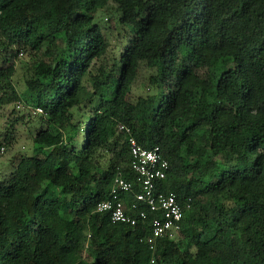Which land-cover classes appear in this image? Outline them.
I'll use <instances>...</instances> for the list:
<instances>
[{
    "label": "trees",
    "instance_id": "16d2710c",
    "mask_svg": "<svg viewBox=\"0 0 264 264\" xmlns=\"http://www.w3.org/2000/svg\"><path fill=\"white\" fill-rule=\"evenodd\" d=\"M98 13L127 30L117 53ZM17 102L42 113L0 178V264H264V0H0L5 151ZM131 136L190 204L153 250L141 221L97 211L115 176L135 180Z\"/></svg>",
    "mask_w": 264,
    "mask_h": 264
},
{
    "label": "built area",
    "instance_id": "2783aa9c",
    "mask_svg": "<svg viewBox=\"0 0 264 264\" xmlns=\"http://www.w3.org/2000/svg\"><path fill=\"white\" fill-rule=\"evenodd\" d=\"M16 110L28 109L31 115L42 113L38 106H25L17 102ZM131 153V169L135 173V180L129 181L118 174L114 177L110 197L97 204V211L108 212L113 222L136 226L140 221L150 229L146 242L151 250L156 241L163 237L172 238L179 231V223L183 217V207L173 192L159 191L157 183L166 177L169 168L168 161L163 157L158 145L145 148L129 137ZM5 148L0 140V155ZM138 189L133 191L134 187ZM127 195H132L131 201L125 205ZM154 258L150 259V263Z\"/></svg>",
    "mask_w": 264,
    "mask_h": 264
},
{
    "label": "rangeland",
    "instance_id": "374dc122",
    "mask_svg": "<svg viewBox=\"0 0 264 264\" xmlns=\"http://www.w3.org/2000/svg\"><path fill=\"white\" fill-rule=\"evenodd\" d=\"M97 20L102 26V30L105 34L108 44L110 47H114V53L116 51L115 46H122L126 44L125 40L129 36L127 35V30L124 29L117 21L116 15H106L98 13ZM117 53V51H116ZM23 53V55H19V58L16 60V72L13 76L14 84L17 87L19 92L25 90L24 85V76H23V59H27L28 54ZM142 79V77H140ZM147 92V88L143 86V82L139 80L138 85L134 88L132 97H135L141 93ZM12 106H6L0 111V136H3L7 130L9 129L10 123L13 122V118L18 116V114L11 112ZM23 112V111H22ZM79 117L82 118L86 116L84 113ZM25 113V119L17 122L13 126V139L8 143L7 150L0 155V178L4 176V174L9 171L12 167H10V161L17 159V157L26 153L28 155L33 153V143L31 141V133L36 130V126H38L37 115H31L28 112Z\"/></svg>",
    "mask_w": 264,
    "mask_h": 264
}]
</instances>
